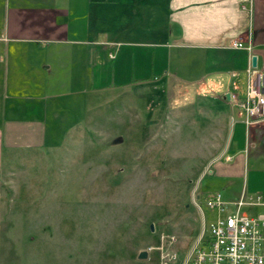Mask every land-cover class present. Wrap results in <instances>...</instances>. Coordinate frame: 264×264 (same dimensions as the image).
<instances>
[{
  "label": "crops",
  "instance_id": "obj_1",
  "mask_svg": "<svg viewBox=\"0 0 264 264\" xmlns=\"http://www.w3.org/2000/svg\"><path fill=\"white\" fill-rule=\"evenodd\" d=\"M4 12L0 48L7 45L12 56V87L57 89L76 79L93 93L151 76L157 104L165 96L170 111L163 127L181 123L189 131L185 142L204 155L201 168L212 164L221 186L214 193L223 194L227 211L246 191L263 200L244 211L264 214V123L246 130L239 101L249 54L231 47L237 37L251 40L264 70V0H8ZM2 92L0 84V150L54 144V130L71 123L65 113L79 110L61 91L54 95L65 105L7 94L5 105Z\"/></svg>",
  "mask_w": 264,
  "mask_h": 264
},
{
  "label": "rangeland",
  "instance_id": "obj_2",
  "mask_svg": "<svg viewBox=\"0 0 264 264\" xmlns=\"http://www.w3.org/2000/svg\"><path fill=\"white\" fill-rule=\"evenodd\" d=\"M7 5L0 0L1 18ZM11 58L3 44V104L7 95H38L26 99L63 105L54 95L61 91L78 100L79 110L65 113L71 123L54 130V144L0 150V264H158L157 253L147 259L137 254L163 233L177 236L181 264L203 231L194 200L209 223L218 213L204 196L221 186L212 164L203 169L198 163L204 157L199 147L186 144L189 131L181 123L163 127L170 111L165 96L157 104L151 76L93 93L76 79L57 89L37 82L30 89L26 82L12 87ZM192 160L195 167L186 174Z\"/></svg>",
  "mask_w": 264,
  "mask_h": 264
},
{
  "label": "built area",
  "instance_id": "obj_3",
  "mask_svg": "<svg viewBox=\"0 0 264 264\" xmlns=\"http://www.w3.org/2000/svg\"><path fill=\"white\" fill-rule=\"evenodd\" d=\"M231 47L249 54L246 96L239 101L249 133L254 124L264 123V70L252 64L254 44L251 40L237 37ZM262 200L260 194L243 191L235 202V211L229 213L223 194L216 192L207 198L208 209L218 213L209 223L201 205L194 200L203 215V231L181 264H264V214L253 216L243 210L245 205L260 204ZM176 244L174 233H163L158 243L146 249L149 254H158L159 264H180Z\"/></svg>",
  "mask_w": 264,
  "mask_h": 264
},
{
  "label": "water",
  "instance_id": "obj_4",
  "mask_svg": "<svg viewBox=\"0 0 264 264\" xmlns=\"http://www.w3.org/2000/svg\"><path fill=\"white\" fill-rule=\"evenodd\" d=\"M252 64H253V66H257V56L256 55L252 56ZM228 96L230 97L229 94H228ZM151 228H152V230H154V224H151ZM138 257L140 259H147L148 258V251L147 250H141L138 254Z\"/></svg>",
  "mask_w": 264,
  "mask_h": 264
},
{
  "label": "trees",
  "instance_id": "obj_5",
  "mask_svg": "<svg viewBox=\"0 0 264 264\" xmlns=\"http://www.w3.org/2000/svg\"><path fill=\"white\" fill-rule=\"evenodd\" d=\"M149 230L152 231L151 225H149ZM137 256H138V254H137Z\"/></svg>",
  "mask_w": 264,
  "mask_h": 264
}]
</instances>
